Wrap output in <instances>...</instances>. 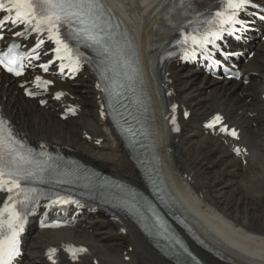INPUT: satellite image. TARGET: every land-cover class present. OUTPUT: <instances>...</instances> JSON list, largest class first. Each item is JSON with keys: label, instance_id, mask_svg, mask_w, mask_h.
Wrapping results in <instances>:
<instances>
[{"label": "bare ground", "instance_id": "1", "mask_svg": "<svg viewBox=\"0 0 264 264\" xmlns=\"http://www.w3.org/2000/svg\"><path fill=\"white\" fill-rule=\"evenodd\" d=\"M114 1L143 66L158 130L160 179L168 191L169 206L187 222L192 249L207 264H264V41L254 36L255 53L241 64L249 76L246 84L212 80L193 67L159 64L160 54L185 20L179 14L184 1ZM194 1V6L205 10L217 0ZM94 80L90 71L72 82L56 79L50 90L67 94L55 100L51 93L41 106L23 96L18 80L0 71V105L15 128L31 140L65 146L93 166L142 185L140 170L99 115L101 93ZM168 101L178 102L180 111L190 110L173 134L163 121ZM70 105L77 116L59 117ZM214 112H221L226 122L240 129L239 141L203 128ZM235 144L246 147L245 163L233 154ZM65 243L85 245L87 253L78 261L61 253L58 264H178L128 220L98 209L83 211L72 227L45 231L30 227L20 264H50L46 249Z\"/></svg>", "mask_w": 264, "mask_h": 264}, {"label": "snow or ice", "instance_id": "2", "mask_svg": "<svg viewBox=\"0 0 264 264\" xmlns=\"http://www.w3.org/2000/svg\"><path fill=\"white\" fill-rule=\"evenodd\" d=\"M260 7L255 0H219V5L210 14V18L201 20V14H197L196 19L187 22L191 31H182L181 38L177 41L184 48L185 58L194 57L197 50H202L211 61L209 46L215 45L221 33L230 30L231 26L244 24L240 19L241 13H246L249 8ZM0 12L6 13L0 17V40L5 38L6 26H11L8 30L16 37L35 35L34 45L26 51H22V45L15 42L9 44L5 51H0V68L16 77L23 76L26 68L35 67L33 61L41 59V50L46 40L51 41L54 47L49 49L53 54L52 58L39 64L44 72H48L49 65L57 62L61 73L65 70L77 72L82 62L89 59L80 51L81 45L93 48L105 59L113 54V45L116 43L112 31L114 26L101 0H0ZM17 27L21 30H15ZM215 63L219 64V61ZM33 83L46 91L53 81L37 75ZM25 92L30 96L35 95L27 88ZM63 95V92H57L56 98ZM68 110L75 112L74 108ZM220 121L221 117L217 115L208 127H213ZM220 131L238 137L237 131L229 130L227 126L221 127ZM234 151L239 155L242 149L237 147ZM46 155L44 152L36 153L28 147L14 133L6 118L0 115V191L8 193L0 206V264H12L14 257L19 254L18 236L23 228L28 204L35 199L31 194L37 193L36 188L27 185L37 180L43 182L44 167L37 157ZM70 202L79 203L59 195L51 201L53 204ZM67 251L75 259L77 253L86 252L87 249L69 246ZM49 252V259H52L51 254L56 249H50Z\"/></svg>", "mask_w": 264, "mask_h": 264}]
</instances>
